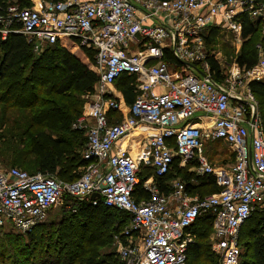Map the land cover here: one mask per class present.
<instances>
[{
	"label": "built area",
	"instance_id": "2783aa9c",
	"mask_svg": "<svg viewBox=\"0 0 264 264\" xmlns=\"http://www.w3.org/2000/svg\"><path fill=\"white\" fill-rule=\"evenodd\" d=\"M242 16L264 35V3L255 0H40L31 8H0V41L21 35L41 53L74 38L95 51L97 72L73 125L85 130L82 175L65 183L0 167V231L30 232L66 194L128 213L123 235L138 242L120 246L123 264H185L195 242L190 229L204 215L212 217L219 264H238L241 227L253 214L264 215V134L249 89L251 81L264 80V59L250 69L233 66L223 88L210 70L206 37L214 28L241 41ZM122 76L134 79L137 95L110 124L108 113H123L111 89ZM141 128L150 136L131 154L122 144ZM216 141L231 149V166L217 167L202 154L204 143ZM174 160L180 168L194 162L193 171L211 178L218 192L192 195L175 180L163 194L154 179L167 175ZM143 169L152 171L145 180ZM140 184L144 197L137 201Z\"/></svg>",
	"mask_w": 264,
	"mask_h": 264
},
{
	"label": "trees",
	"instance_id": "16d2710c",
	"mask_svg": "<svg viewBox=\"0 0 264 264\" xmlns=\"http://www.w3.org/2000/svg\"><path fill=\"white\" fill-rule=\"evenodd\" d=\"M32 1L0 0V8L11 4L31 8ZM255 2L264 3V0ZM241 22L244 48L236 57V63L240 68L250 69L258 62L253 48L255 36L260 37V44L264 46V35L257 23H252L247 16H242ZM217 34L216 29H210L206 37L208 45L212 46ZM33 53L21 35L11 34L0 41V161L29 174L43 173L72 183L87 165L82 156L86 148L85 130L73 125L83 113L85 95L91 94L97 83L95 51L70 38L46 47L29 63ZM208 64L214 79L222 80L218 62L210 58ZM59 70L58 77H46ZM115 84L123 103L132 104L137 95L134 79L122 76ZM249 89L258 101L264 134V81H251ZM195 166L193 162L180 168L174 160L171 171L154 180L163 194L170 191L169 184L175 177H179L192 195L203 197L218 192L211 178L189 171ZM151 175L150 169H143L139 177L145 180ZM141 197L144 194L140 184L134 198L138 201ZM66 203L71 211L56 223L37 225L24 235L0 231V257L3 251L17 249L13 264H123L111 243L113 236H117L121 244H127L123 233L121 237L120 224L126 219L129 222L128 213L106 208L100 201L94 205L89 200L80 202L68 198ZM93 219H97L96 231L88 227ZM211 220L210 215L201 216L190 229L196 239L187 251L189 264H219L218 257L197 239L198 233L206 230L212 233ZM246 224L248 229L241 234L246 239L243 244L239 235V246L240 249L248 247L251 263L243 258L241 251L238 264H264V215L255 213L244 226ZM22 239L26 245L18 247ZM4 242H11L12 247L5 249ZM242 258L247 262L241 261Z\"/></svg>",
	"mask_w": 264,
	"mask_h": 264
},
{
	"label": "rangeland",
	"instance_id": "374dc122",
	"mask_svg": "<svg viewBox=\"0 0 264 264\" xmlns=\"http://www.w3.org/2000/svg\"><path fill=\"white\" fill-rule=\"evenodd\" d=\"M39 1L40 0L32 1L31 7H33L34 5H37V3ZM255 37H256V39H254L253 48L257 52L258 59L259 58L264 59V46L260 44V37L258 35H256ZM211 48L213 51L214 59L218 62L220 73L223 76L222 80H220V81L222 83L223 88H227L229 86V84L226 83V81L229 78L228 76L230 74V71H231L233 66L237 65L236 57L240 54V52L244 48L243 40L237 41L231 35H227L225 33H221L218 31L216 39L214 40V43L212 44ZM41 53L30 54L31 60H29V63H30V61L36 59ZM178 69L179 68H174L175 71H178ZM184 72L188 73L189 71L185 70ZM60 73H61V71L59 70V72H56V74H47L46 77H49V78L58 77V75H60ZM114 88L117 91L119 90L117 87V84L114 85ZM237 92L238 91H234L233 93L236 95ZM234 102L235 101L232 100L233 104H234ZM257 105H258V101H257ZM83 110H84V108H83ZM202 154L207 156L209 161L211 163L215 164L217 167H228V166H231L232 163L234 162V154H232L231 149L221 141L204 143V148L202 150ZM210 154H211V156H210ZM9 166H11V165H5L0 161V167H2V168L6 167L7 168ZM189 171H191L192 173H195L193 171V168L189 169ZM178 179H179V177H175L173 181L178 180ZM205 193H207V192H205ZM68 198H70V200L75 201L74 198L68 197L66 194H63L60 201L56 205H54L50 209H48V211L46 212V215L44 216L41 223L38 224V226L56 223L63 216H67V214H68L67 211H71V210H69L70 209L69 204L66 203V200ZM72 212H74V211H72ZM96 220L97 219H93L92 224L88 226L93 231H96L98 229V224H97ZM128 225H129L128 219L124 220L120 224L121 237H122V233H125L126 230L128 229ZM247 229H248V225L247 224L245 226L243 225L240 229V232H239L240 239H241V242L243 244H244V241L246 238L243 237L241 234H243ZM4 232H6V231H3L2 233H4ZM10 233H16L17 234L19 232H15V231L10 230ZM20 234L24 235L23 233H20ZM10 235H12V234H10ZM195 239H196V236H195ZM197 239H198V241L203 242L206 245V247L209 248V251L212 252L213 242H212L211 234L208 230L201 232V234L198 233ZM131 241L132 242H135V241L138 242V237L131 236V238H130V236H127L126 237V243L131 242ZM17 245H19L18 247L25 246L26 244H24V239L20 240V242ZM121 245H123V244H121L119 242V238L117 236H113L111 248L117 254V256H118V251H119V248ZM3 247H5V249L8 250L9 248L12 247V243L11 242H4ZM20 249H22V248H20ZM16 250L17 249H15V252H14L11 249L9 252H5V253L3 251L2 255L0 257V264H13V259L15 260V258L18 255ZM241 251H243V253H244L243 258H247L248 261L250 262L251 260H250V253L248 252V247L247 246L241 247ZM216 256L218 257V255H216ZM243 258L241 259V261H246ZM217 262L219 263V257L217 258ZM185 264H189V261H187Z\"/></svg>",
	"mask_w": 264,
	"mask_h": 264
},
{
	"label": "crops",
	"instance_id": "0c3cea01",
	"mask_svg": "<svg viewBox=\"0 0 264 264\" xmlns=\"http://www.w3.org/2000/svg\"><path fill=\"white\" fill-rule=\"evenodd\" d=\"M111 89H112V95L117 100L121 101L122 109H123V111H122L123 113H121V115L119 114L118 116L117 115H112L111 113H108V115H109V123L113 124V123L118 122L121 119V117L124 115L125 108L128 105L123 103L122 95H121L119 90L117 91L114 88V86ZM148 136H150V135L147 133V131L144 128H141L137 132L133 133L131 136L126 138L124 140L122 146L131 154L137 153L138 151L142 150V148L145 146V144H146L145 137H148Z\"/></svg>",
	"mask_w": 264,
	"mask_h": 264
},
{
	"label": "water",
	"instance_id": "95a60500",
	"mask_svg": "<svg viewBox=\"0 0 264 264\" xmlns=\"http://www.w3.org/2000/svg\"><path fill=\"white\" fill-rule=\"evenodd\" d=\"M95 196H96L95 194L91 195V199L95 198Z\"/></svg>",
	"mask_w": 264,
	"mask_h": 264
}]
</instances>
